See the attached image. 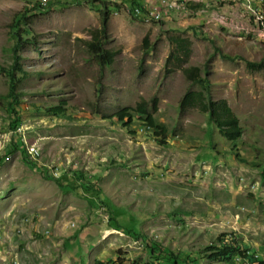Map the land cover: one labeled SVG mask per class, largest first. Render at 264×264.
I'll use <instances>...</instances> for the list:
<instances>
[{
    "label": "rangeland",
    "instance_id": "1",
    "mask_svg": "<svg viewBox=\"0 0 264 264\" xmlns=\"http://www.w3.org/2000/svg\"><path fill=\"white\" fill-rule=\"evenodd\" d=\"M127 1L104 0L110 15L102 45L118 53L100 68L84 41L101 26L102 3L58 0L39 13L28 0H0V264H12L8 251L22 264H156L143 237L199 264H244L236 255L221 262L201 256L222 234L264 257V46L236 24L208 21L211 12L226 13V1L212 3L205 23L185 13L137 18ZM17 31L16 131L27 158L64 176L63 184L77 173L94 182L111 208L133 216L137 239L112 229L102 207L43 177L22 152H10L1 67L12 62ZM188 66L202 76L206 70L210 99H224L237 117L235 139L219 133L199 106L180 109L187 90L204 92L185 78ZM141 100L155 106L152 116L166 137L133 110L129 126L104 118Z\"/></svg>",
    "mask_w": 264,
    "mask_h": 264
},
{
    "label": "trees",
    "instance_id": "2",
    "mask_svg": "<svg viewBox=\"0 0 264 264\" xmlns=\"http://www.w3.org/2000/svg\"><path fill=\"white\" fill-rule=\"evenodd\" d=\"M127 1V0H126ZM130 1V6L128 2ZM57 2V1H56ZM93 3H102V7L99 9L100 12V28L95 30L91 34L90 40H85L86 49L89 56L94 59L100 68L104 66H110L114 61V57L118 53L117 50L108 49L103 47V43L107 41L106 37V29L108 26L110 9L104 3V0H92ZM127 6L131 9H134L135 6H140L139 0H128ZM199 7V6H196ZM30 10H36L35 7H31ZM138 18V17H137ZM139 18L144 19V16H140ZM25 23H23V27L25 29ZM16 26H13V28ZM17 28V27H16ZM12 37L15 40V44L11 48V57L12 62L6 66L1 67V70L7 76L8 81V92L7 96L9 98L6 111L9 117L8 122V130L12 132L9 142L10 152L20 151L22 152L23 160L25 163L31 165L34 168H40V171L46 179H52L58 183V185L62 188H65V191L76 190L78 194H82L87 201L93 205L98 207H102L108 212V223L111 225L110 227L119 230L124 234H128L133 238L137 239V236L140 235L139 231L135 228V221L133 216L125 213L119 208H111L109 202L106 198L101 197V189L91 182L90 180H82L80 178L79 173H77V177L71 179L68 184H63L64 176L54 177L44 171V168L38 166V164L34 160H29L26 156L25 145L16 131L22 121L21 113L18 109V105L20 103V93L17 90V76L16 70L20 69L19 66V55L17 44L19 43L21 35L19 32L12 33ZM184 50L185 60L188 59V50L184 47H181ZM172 55V53L170 54ZM250 67H262L261 63L248 62L247 64ZM182 72L185 78L193 85H199L203 89L204 92H195L191 90H187L180 99V109L183 110L188 106H199V109L202 112L208 113V118L211 122L215 124L218 128L219 133H222L228 139H235L239 135L240 127L239 121L237 117L232 112L231 108L228 106L227 102L224 99L219 101H214L210 99L209 96V81L206 78V70L204 69L203 76L200 74L201 69L198 66H188L182 69ZM206 97V100L204 98ZM149 109L148 103L145 100H141L136 103L134 108L122 107L118 110L114 111L110 115L104 116V118H116V121L120 124H124L125 126H129L133 122V114L137 112L141 115V117L145 118V125L157 129V133L160 136H167V128L156 121V119L152 116L153 111H156L155 106ZM1 164V161H0ZM264 175V169H263ZM76 173V172H75ZM144 244L146 250L148 252V258L151 263L156 264H199V258L195 256H189L187 253L174 254L172 251H169L166 247L160 246L157 242L143 237ZM219 242L213 244H209L204 246L201 250V256L209 261L221 262L226 261L231 255H236L239 258L247 259L252 264H264V257L255 256V254H251L248 251V248H243V245L240 240H237L235 237L227 238L222 234L220 238H218ZM96 264H119L116 260L109 261H101L97 260Z\"/></svg>",
    "mask_w": 264,
    "mask_h": 264
},
{
    "label": "built area",
    "instance_id": "3",
    "mask_svg": "<svg viewBox=\"0 0 264 264\" xmlns=\"http://www.w3.org/2000/svg\"><path fill=\"white\" fill-rule=\"evenodd\" d=\"M31 7H35L39 13H46L49 8L58 0H28ZM226 1L229 6L226 13L211 12L209 20L221 24L225 27H232L236 24L239 32H252L260 43L264 46V0H139L140 6H135L131 11L127 7L129 14L134 17L144 16L145 20L159 21L174 13L195 14L200 16L205 23V14L208 13L212 3ZM199 6V7H196ZM246 23H250L252 28L248 30ZM2 247H0V255ZM5 251V249H4ZM12 264H20L17 254H14Z\"/></svg>",
    "mask_w": 264,
    "mask_h": 264
},
{
    "label": "clouds",
    "instance_id": "4",
    "mask_svg": "<svg viewBox=\"0 0 264 264\" xmlns=\"http://www.w3.org/2000/svg\"><path fill=\"white\" fill-rule=\"evenodd\" d=\"M59 177V176H58ZM21 228H22V226L20 227V230H21ZM113 229V228H112ZM20 230H18V231H20ZM118 231V230H117ZM45 233H48V230H45ZM14 254H17V252H7V255H8V257H10V256H14ZM255 256H258V255H255ZM17 257H18V254H17ZM18 260H19V257H18ZM21 260V259H20ZM20 260H19V262H20ZM20 264H22V261L20 262ZM244 264H252V263H250L248 260H244Z\"/></svg>",
    "mask_w": 264,
    "mask_h": 264
}]
</instances>
